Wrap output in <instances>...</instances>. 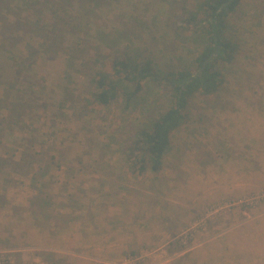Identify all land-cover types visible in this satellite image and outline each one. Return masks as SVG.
I'll return each mask as SVG.
<instances>
[{"label":"rangeland","instance_id":"1","mask_svg":"<svg viewBox=\"0 0 264 264\" xmlns=\"http://www.w3.org/2000/svg\"><path fill=\"white\" fill-rule=\"evenodd\" d=\"M199 1L63 6L81 36L76 45L71 24L51 16L48 0H5L0 250L13 264H181L191 253L192 264H264V0H244L231 18L238 58L224 69L218 94L190 98L188 122L173 134L159 173L131 177L124 153L135 130L168 107V89L149 82L129 108L123 98L108 108L83 99L89 56L98 53L190 66L199 47L176 29L175 12ZM43 41L60 50L31 54ZM67 47L88 52L69 75ZM41 193L49 203L36 216L31 199ZM93 238L102 242L97 249Z\"/></svg>","mask_w":264,"mask_h":264},{"label":"trees","instance_id":"2","mask_svg":"<svg viewBox=\"0 0 264 264\" xmlns=\"http://www.w3.org/2000/svg\"><path fill=\"white\" fill-rule=\"evenodd\" d=\"M243 1L200 0L193 9L183 7L182 11L175 12L176 29L190 33L193 46L199 47L190 66L166 68L152 56L144 53L136 56L117 53L108 58L103 53L89 56L91 66L88 67L89 72L86 75V87L83 92V99L89 107L108 108L123 98L125 107L129 108L149 82L168 89V107L151 120L150 125L135 130V138L125 150V163L131 177L143 178L148 172L159 173L164 166L166 155L172 148L173 134L188 122L190 98L196 94L216 95L223 88L226 79L224 69L233 65L242 49L239 39L232 35L230 22ZM84 2L102 4L106 0H69L68 2L48 0L47 11L59 24H71L63 6L80 7ZM5 3V0H0V13L6 6ZM71 29L76 34L75 39L78 38L77 45L81 36L77 34L72 24ZM56 46L60 47L56 42L48 44L43 41L39 44V49L36 48L30 53L37 54L43 47L42 52L52 55L60 50ZM71 48L73 47L63 50L69 58L67 75L77 67L75 59L88 54L84 49L79 48L83 54H78ZM11 59L13 63L16 62ZM13 69L12 74L15 75L16 80L21 73L15 70V64ZM3 76L4 73L0 72V78ZM1 83L6 84V81ZM12 89L8 91L11 92ZM4 99L6 100L7 96ZM10 115L13 121L12 108ZM30 156L31 154L25 153L23 159ZM4 161L5 159L0 157V165H3ZM47 197L48 194L41 193L31 199L34 215L44 212L40 209L48 205Z\"/></svg>","mask_w":264,"mask_h":264},{"label":"crops","instance_id":"3","mask_svg":"<svg viewBox=\"0 0 264 264\" xmlns=\"http://www.w3.org/2000/svg\"><path fill=\"white\" fill-rule=\"evenodd\" d=\"M87 229V231H85V232H87V233H89L90 235H89V237H87V241H91V234H93L94 232H92V230H91V228L90 227H87L86 228ZM78 235H80L79 233H78ZM91 238V239H90ZM101 240H94V238H93V242H94V246H92L93 248L92 249H97V247H100L99 245H97V244H102V242H100ZM85 242H86V239L84 240V245H85ZM106 246H111V247H113L112 246V244L110 243H107L106 244ZM88 247H91L90 245H88ZM109 248V247H108ZM89 249H91V248H89ZM181 264H192L193 263V253H191V254H189L188 255V257L185 259V258H183L182 259V261L180 262Z\"/></svg>","mask_w":264,"mask_h":264},{"label":"built area","instance_id":"4","mask_svg":"<svg viewBox=\"0 0 264 264\" xmlns=\"http://www.w3.org/2000/svg\"><path fill=\"white\" fill-rule=\"evenodd\" d=\"M14 258L8 250H0V264H13ZM31 264H43V262H32Z\"/></svg>","mask_w":264,"mask_h":264}]
</instances>
